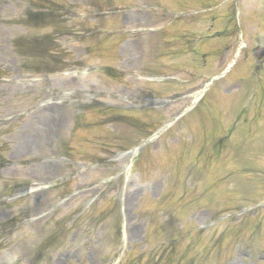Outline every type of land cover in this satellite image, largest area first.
<instances>
[{"label": "rangeland", "instance_id": "rangeland-1", "mask_svg": "<svg viewBox=\"0 0 264 264\" xmlns=\"http://www.w3.org/2000/svg\"><path fill=\"white\" fill-rule=\"evenodd\" d=\"M57 1L73 68L31 78L0 0V264H264V0Z\"/></svg>", "mask_w": 264, "mask_h": 264}, {"label": "trees", "instance_id": "trees-1", "mask_svg": "<svg viewBox=\"0 0 264 264\" xmlns=\"http://www.w3.org/2000/svg\"><path fill=\"white\" fill-rule=\"evenodd\" d=\"M43 5H44V7L47 8V9H48L49 7L52 8L51 5L48 4V3H46V4L44 3ZM53 6H55V5H53ZM45 13H46V12H43V13L39 14V16H41V17L44 16V17H45V16H46ZM47 15H49V14H47ZM35 45L39 46V45H41V44L36 40V44H35ZM0 150H2L1 147H0ZM5 164H6L5 159L2 158V155H1V153H0V166H1V165L3 166V165H5Z\"/></svg>", "mask_w": 264, "mask_h": 264}, {"label": "bare ground", "instance_id": "bare-ground-1", "mask_svg": "<svg viewBox=\"0 0 264 264\" xmlns=\"http://www.w3.org/2000/svg\"><path fill=\"white\" fill-rule=\"evenodd\" d=\"M194 98L197 99V96H195Z\"/></svg>", "mask_w": 264, "mask_h": 264}]
</instances>
